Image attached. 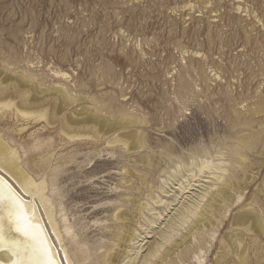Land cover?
Masks as SVG:
<instances>
[{"label":"rangeland","instance_id":"obj_1","mask_svg":"<svg viewBox=\"0 0 264 264\" xmlns=\"http://www.w3.org/2000/svg\"><path fill=\"white\" fill-rule=\"evenodd\" d=\"M0 70V78L32 77L41 91L68 89L77 102L66 117L76 110L87 113L75 118L97 114L112 125L120 121L123 126L111 137L139 132L143 148L133 150L92 139L68 141L58 125L0 114V133L11 135L12 144L26 152L25 168L30 163L38 170L33 165L48 159L57 173L58 209L79 244L94 255L112 242L106 235L117 230L114 207L135 215L130 198L143 202L149 193L155 210L148 213L153 222L139 228L147 237L143 254L174 207L214 183L207 169L191 177L192 156L211 149L213 156L230 152L228 157L240 139H254V146L242 148L247 166L234 170L242 181L253 178L248 188L219 183L233 195L230 207L218 202L222 210L207 213L208 223L189 234L173 256L154 260L243 264L244 254L246 264H264V235L233 224V215L248 209L249 199L264 216V110L255 113L264 109V0H0ZM242 119L254 125L245 127ZM125 168L147 176L153 191ZM159 196L163 201L156 203ZM187 227L161 254L174 250L171 244L181 241ZM232 231L238 236L236 255L222 256V239Z\"/></svg>","mask_w":264,"mask_h":264},{"label":"bare ground","instance_id":"obj_2","mask_svg":"<svg viewBox=\"0 0 264 264\" xmlns=\"http://www.w3.org/2000/svg\"><path fill=\"white\" fill-rule=\"evenodd\" d=\"M5 72L7 73V70ZM62 75L66 76L64 73ZM64 89L52 87L46 91H41L39 90L38 83H35L32 77L9 73L7 77L0 78V114L6 115L11 112L17 118H24V120H44L50 126L58 125L59 133L65 136L68 141L92 139L94 141H104L108 145H125V148L129 145V148L133 150L143 148L139 132H121L111 137L120 126H123L122 123H119L120 121L112 125L108 123L106 117L97 114H88V117L84 116L81 119L75 118L87 113L75 112L76 110L70 112L66 117L64 112L68 111L67 109L72 107L77 101H72L71 92L68 89ZM37 94H43V97H39ZM260 106L258 107L260 108ZM263 110L262 108L257 109L255 113L259 114ZM254 122L252 119H244L241 123L245 127H252ZM4 132L0 133V264H160L154 259H161L163 262L167 261L168 256H173L183 246V241L188 240L189 234L193 233L195 229H201V225L208 223V219H206L207 213H215L213 208L222 210L223 207L218 202L227 201L226 203H229L228 206L230 207L233 195L230 194L229 189L220 187L219 183L230 189H236V185L239 184L241 191H245L249 186L246 182L252 178H248L245 175L246 181H242V179L237 178L238 174L236 175V173L238 171L234 173V170H243L247 166L246 164H248L249 160L244 155L245 153H242V148L252 145L254 139H240L237 143L236 141L233 142L234 140H230L236 143L231 146L230 157H227L226 154L230 152H221L213 156L211 154L212 151H209L211 149L199 151L197 158L195 155L192 156L194 157L193 159H190L191 167L187 171H190L192 173L191 177L194 178L198 172H205L207 169L211 172L210 174H213L215 178L214 183L210 184L211 186L208 188L204 187L205 189L201 187L200 191L188 196L178 206L174 207L162 226L159 225V229L155 230V232L151 231L155 237L153 236L152 240L147 242L148 245L143 254L142 249L145 244L143 245L141 242L147 237L142 236L143 233L139 228L144 223L153 222V220H150L148 213L155 210L154 206L150 203L154 198L149 193L146 194V198L148 199L143 202L130 198L132 204L134 202L137 205L135 207L139 215L135 214L138 216L137 218L134 217V214H130L131 210L129 213L127 209H122V205L114 207L113 217L117 230H113L111 233L109 232L110 234L106 235L108 241L112 242L108 245H102L101 247H104L105 250L94 255L95 253H90L82 244H79V241L76 240V235L73 233V226L69 224L70 222L68 223L61 210L58 209L56 184L53 183L55 181L54 176L57 173L55 170L49 169L48 159L42 157L39 164L35 163L33 165L34 168L38 167V170L30 167L31 164L29 163V166H26V168L30 167L32 171H35L32 175L30 170L24 167V161L27 160L24 159L23 155L26 152L22 151L14 142L12 144L10 141L12 139L11 135L8 133L4 134ZM259 135L254 138L259 139ZM251 136L248 135L247 137L251 138ZM232 167L237 168L232 170ZM125 169V174L131 173L137 175L142 182V186L144 185L150 191H153L154 186L148 183L147 176L135 173L127 168ZM226 174H228V177ZM164 183L166 184L165 181ZM179 184L182 187V183ZM239 192L236 191V193ZM209 193H211L210 198L207 199V204L205 203L206 205L203 206L202 204L205 202L206 197L209 196ZM238 198L240 199L241 197L238 196ZM162 201L163 198L159 196L156 203ZM255 203V201L252 202V199H249L245 205L248 209L239 210L233 215V224L248 233L257 232L264 235V216L254 207ZM187 224L188 233L184 234L179 243L171 244L174 250L170 249L167 253L161 254V249L163 250V247L168 242H172L174 234L178 233L182 228H186ZM122 229H126V231ZM151 232L149 233L151 234ZM236 237L238 236L233 231L227 233L226 237L224 236L221 245L222 256H229V253L235 254L237 252ZM66 240H69V243H66ZM74 243L76 244L75 246H73ZM184 254V251L181 252V256ZM242 255V263L246 264L247 262L245 261L247 259L244 258L246 255ZM91 258H94V262ZM89 260H92V263Z\"/></svg>","mask_w":264,"mask_h":264}]
</instances>
